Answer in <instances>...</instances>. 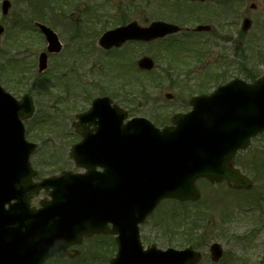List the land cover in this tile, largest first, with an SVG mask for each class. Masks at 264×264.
<instances>
[{
  "label": "rangeland",
  "instance_id": "obj_1",
  "mask_svg": "<svg viewBox=\"0 0 264 264\" xmlns=\"http://www.w3.org/2000/svg\"><path fill=\"white\" fill-rule=\"evenodd\" d=\"M61 1L10 0V12L3 17L0 0V24L5 28L0 39V64H7L10 57L20 58L22 65H14L15 72L24 69L20 72L24 74L6 73L4 78L0 71L1 83L16 98H21L28 88L36 95L41 91L39 96L32 94L36 111L25 125L27 139L38 144L31 162L42 176L59 174L62 170H80L70 156L71 146L80 138L72 122L76 114L89 108L96 96H110L131 115L145 116L162 127L167 119H157L156 110L165 109L162 114L170 120L176 112L186 110L191 96L201 94L202 90L210 93L234 77L264 74V0H207L189 5L185 0H178L184 9L183 14L176 17L162 0H73L67 7L61 5L58 13L63 18L52 13L58 10L54 3ZM253 3L256 8L251 7ZM122 8L125 9V23L137 20L139 24H149L162 19L193 28L198 24L212 27L209 32H184L182 36L178 34L165 40L161 51L173 39L188 38L196 41L195 47L202 46V54L193 55L191 49H179L180 62L173 65L170 58L160 54L164 52L157 53L156 73L161 76V83L137 73L138 77H143L146 92L140 97L133 95V104L126 99L122 88L127 85V90L130 87L139 89L138 85L119 76L118 65L110 66L120 64L123 59H116L111 53L107 55L108 51L98 44L104 31L119 25L117 18L122 15ZM64 10L73 12L74 18H68ZM95 11L100 12V17ZM245 16L252 20L251 31L240 36L238 27ZM33 21L51 26L63 43L60 53L50 54L44 74L38 72V55L46 50L47 43L40 32L30 26ZM74 22L78 24L75 39L71 37L76 29L71 27ZM193 35L196 37L192 39ZM258 39L261 42L257 43ZM128 62L130 60L125 64ZM60 70H65L66 76ZM49 78L55 85L49 83ZM38 81L49 84L43 87ZM167 93L174 97L168 99ZM236 165L253 180L252 188L236 190L226 181L199 180L201 198L197 202L163 201L141 224L144 246L156 244L161 249H182L192 245L203 254L199 264H214L209 247L219 242L224 247V255L215 264H264V133L253 138L248 149L239 154ZM43 195L41 193L35 202L43 199ZM116 251L112 236H92L77 246L75 256L58 261L109 264Z\"/></svg>",
  "mask_w": 264,
  "mask_h": 264
},
{
  "label": "water",
  "instance_id": "obj_2",
  "mask_svg": "<svg viewBox=\"0 0 264 264\" xmlns=\"http://www.w3.org/2000/svg\"><path fill=\"white\" fill-rule=\"evenodd\" d=\"M10 6L3 1L4 15ZM134 24L106 32L100 44L109 49L129 38L152 40L179 30L165 22L147 28ZM244 24L248 29L250 20ZM37 25L49 51L59 52L58 35ZM3 31L0 26V36ZM47 59L41 53L40 71L47 68ZM139 66L152 69L154 63L144 57ZM191 103L190 112L177 114L174 125L160 129L143 117L124 123L127 113L111 105L109 97H98L78 116L84 137L71 151L86 171H63L33 182L29 158L37 145L26 140L23 123L34 113L33 98L26 94L17 100L0 84V264H43L49 256L69 254L68 247L93 233L116 235L118 252L111 264H196L201 254L193 247L162 250L153 244L144 249L139 224L163 199L198 200L199 178L251 186L232 159L264 132V76L253 83L235 79ZM42 188L51 199L31 209L29 200ZM222 253L221 244L211 245L214 261Z\"/></svg>",
  "mask_w": 264,
  "mask_h": 264
},
{
  "label": "flooded vegetation",
  "instance_id": "obj_3",
  "mask_svg": "<svg viewBox=\"0 0 264 264\" xmlns=\"http://www.w3.org/2000/svg\"><path fill=\"white\" fill-rule=\"evenodd\" d=\"M188 2L189 3H193L191 1H188ZM194 3H201V2L196 1ZM246 17L247 16H245L244 18H246ZM181 24H177V25H180L182 27V30L178 33L181 36L183 35L184 32L185 33L194 32L192 30L193 28L191 26H188L186 24H184V25H181ZM140 25L141 26H146V25H149V24H140ZM250 29L247 30L246 32H244L243 31V24H240L239 27H238V31H239L238 35L240 34V36H245L248 32L251 31ZM178 34H176V35H178ZM171 36H173V35H171ZM168 39H170L169 36L168 37H165V38H159V39H156V40L150 41V42H146V41H143V40H129V41L125 42L123 44V46H121L119 48H112L110 50V52L113 55H116V54L120 55L122 57V59H123L124 66L119 71H121V72H123L125 74L137 75V73H138V74H142L143 75V74H145V70L139 68V66H138L139 59L141 57L145 56V55H148V56H151L154 59L155 64H157V62H156V60L158 61V58L156 57L157 56V53H160V51L162 50V47H161L162 43L165 42V40H168ZM176 39H173V40L174 41H177ZM179 40H183V39H179ZM188 40H191V39H188ZM258 42L259 41L257 40V43ZM92 44H93V42H92ZM197 48L198 47L193 46V48H192L193 55L195 54ZM198 57L199 56H197V58ZM126 60H128V61L130 60V63L128 62V64H125V61ZM92 100H93V98H92ZM188 110L189 109H186V110H183V111H188ZM163 111H164L163 108H162L161 111L160 110H156V113H157L156 115L165 116V115L162 114ZM166 119L167 120H166L165 123H169V122L171 123L172 122V116L170 117V120H169V117H166ZM74 124H75V120L72 122V126H74ZM75 129H76V127H75ZM76 134L77 135H80L77 132V129H76ZM43 192L44 191H41L40 193H38L37 195H35V197L32 200V205L35 204L37 206L38 203H36L35 200L38 199L39 196H40V194L43 193ZM44 196H45V194H44ZM72 248H75L76 249V247H74V246ZM53 259H55V258H53ZM47 262H48V260H47ZM47 262H46V264H47Z\"/></svg>",
  "mask_w": 264,
  "mask_h": 264
},
{
  "label": "trees",
  "instance_id": "obj_4",
  "mask_svg": "<svg viewBox=\"0 0 264 264\" xmlns=\"http://www.w3.org/2000/svg\"><path fill=\"white\" fill-rule=\"evenodd\" d=\"M43 87H44V86H43ZM28 91H30L31 93L35 94L34 90H32L31 88H28ZM39 91H40V90H39ZM40 93H41V91H40L39 93H37V95L39 96ZM35 95H36V94H35ZM37 95H36V96H37Z\"/></svg>",
  "mask_w": 264,
  "mask_h": 264
}]
</instances>
